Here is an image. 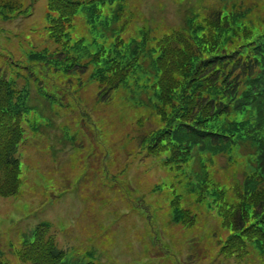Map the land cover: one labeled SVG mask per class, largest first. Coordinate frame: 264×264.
Returning a JSON list of instances; mask_svg holds the SVG:
<instances>
[{
  "label": "trees",
  "instance_id": "obj_1",
  "mask_svg": "<svg viewBox=\"0 0 264 264\" xmlns=\"http://www.w3.org/2000/svg\"><path fill=\"white\" fill-rule=\"evenodd\" d=\"M249 1L234 0L223 7L228 4L220 0L219 8L202 17L187 14L177 27L145 24L127 36L140 15L134 8L137 0H50L48 36L53 47L32 53L30 63L37 71V93L54 104L66 93L75 105L82 102V91L92 90L96 102L123 97L131 106H145L147 112L151 108L161 126L142 137L140 148L169 173L190 162L196 146L211 156L244 149L254 176L250 180L252 174L246 173L245 185L219 210L230 232L223 250L232 254L245 250L248 242L264 254V14L259 15L258 3ZM20 2L6 4L14 15L0 13L19 17ZM83 8L92 12L90 35L74 24ZM107 29H119L109 47L104 44L110 39ZM45 73L48 92L39 80ZM28 89L0 75V196L19 193L21 170L15 153L22 117L30 109ZM136 94L143 99L133 101ZM188 179L187 193L200 184L203 195H210L202 178ZM179 183L152 190L165 192ZM177 200L171 201L173 210ZM175 212L177 221L180 211ZM225 212L247 219L231 223ZM56 241L40 226L17 256L32 264H94L86 254L71 259Z\"/></svg>",
  "mask_w": 264,
  "mask_h": 264
},
{
  "label": "rangeland",
  "instance_id": "obj_2",
  "mask_svg": "<svg viewBox=\"0 0 264 264\" xmlns=\"http://www.w3.org/2000/svg\"><path fill=\"white\" fill-rule=\"evenodd\" d=\"M157 0H146L141 2V22L153 21L152 17H156L160 22L157 26H161L160 18L164 19L162 23L179 24L183 7L174 0L164 1L165 11L159 18L157 13ZM28 1L25 2L27 5ZM260 4L264 7V0H260ZM178 7V8H177ZM262 13V11H261ZM16 24L9 25L0 23V64L5 57H11L14 61L8 64V78L13 79L15 73L25 75L28 72L26 62L31 50L35 47L45 45L48 41V14L47 0H39L33 10V14L29 19H21ZM15 21V20H14ZM110 39L106 42V46L111 45V41L118 34L117 30L109 31ZM130 36V35H128ZM126 51V47H124ZM1 72L5 73V69ZM33 77L31 76L30 79ZM92 105V104H91ZM86 107L90 108L94 121L102 124V129H107L110 139L115 141L118 157L114 163L121 158L122 163L114 172L121 171L120 167H128L130 172H145L139 163L140 138L153 128V123L149 122L147 126L137 129L134 124L136 111L125 103H121L117 99L111 105ZM107 118L111 125L101 122V117ZM79 114V113H77ZM47 118L36 110L34 120L46 127ZM73 122L74 119H72ZM101 127V126H100ZM103 132V131H102ZM99 138H101L99 136ZM124 143L129 149L122 150L118 147ZM41 148L39 146H31L30 149ZM131 149V150H130ZM123 151L125 157L123 155ZM87 151L84 148H70L65 156H61L64 160L61 166L54 170V180L49 183L46 178H42L31 164L37 161L39 153L31 151L27 160L21 157L22 184L20 187V195L18 197H1L0 196V258L8 259L12 264H20L16 256V248L21 246L22 241L31 240L33 232L42 222L50 221L53 230L56 233L59 245L64 249L81 245V248L87 249V242H98L100 250L97 256L102 255L106 264H148L147 251L152 249V245H157L156 241H142V230L137 222V214L123 205L113 204V199L109 196V191L104 183H100L95 175V170L87 161ZM148 163V162H143ZM162 169H155L151 174L147 171V180L154 185L158 180L167 178L168 174ZM36 175L39 178H36ZM146 175H141L145 177ZM142 188L143 192H148L153 186ZM127 192H128V187ZM162 197V196H161ZM156 198L153 196L152 199ZM157 201V200H156ZM163 203V207L158 209L157 223L162 227L165 236V242L171 244V247L179 251L181 260L188 261L190 250L186 249L187 243L197 241L196 257L198 259L194 264H208L215 253L218 251L217 243L220 239H225L228 231L222 223L218 215L212 211H206L204 207L200 208V224L196 230L184 227L181 224H175L169 221V208H166L162 198L159 202ZM84 204L86 211L83 212ZM195 208V207H194ZM193 208V209H194ZM99 211H105L101 215ZM137 212V210H135ZM165 212L166 215L162 212ZM109 213V214H107ZM209 213V214H208ZM110 220L112 233L103 230V223L99 218L104 216ZM76 220H74V219ZM218 235L214 236V232ZM170 234L175 236V241ZM89 237V241H75V239H85ZM97 240V241H96ZM172 241H174L172 243ZM83 250L71 249L70 258H74L76 254ZM113 253L114 257H112ZM152 255V254H151ZM169 255V253H167ZM175 251H172L170 259L163 260V264H174ZM108 257V258H107ZM151 259V258H150ZM152 260V259H151ZM193 259H190L191 264ZM227 264L226 261H221Z\"/></svg>",
  "mask_w": 264,
  "mask_h": 264
}]
</instances>
